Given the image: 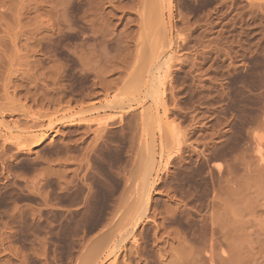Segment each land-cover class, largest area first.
<instances>
[{
	"label": "rangeland",
	"instance_id": "obj_1",
	"mask_svg": "<svg viewBox=\"0 0 264 264\" xmlns=\"http://www.w3.org/2000/svg\"><path fill=\"white\" fill-rule=\"evenodd\" d=\"M263 193L264 0H0V264H264Z\"/></svg>",
	"mask_w": 264,
	"mask_h": 264
},
{
	"label": "crops",
	"instance_id": "obj_2",
	"mask_svg": "<svg viewBox=\"0 0 264 264\" xmlns=\"http://www.w3.org/2000/svg\"><path fill=\"white\" fill-rule=\"evenodd\" d=\"M263 235H264V234H259V233H258V234H257V237L260 238V236H263ZM262 248H264V246H263ZM254 257H255V256H250V258H252V259H253Z\"/></svg>",
	"mask_w": 264,
	"mask_h": 264
},
{
	"label": "bare ground",
	"instance_id": "obj_3",
	"mask_svg": "<svg viewBox=\"0 0 264 264\" xmlns=\"http://www.w3.org/2000/svg\"><path fill=\"white\" fill-rule=\"evenodd\" d=\"M169 1V0H168ZM157 80V79H156ZM154 93H156V92H154ZM154 96V95H153ZM42 140V139H41ZM261 188V187H260ZM263 189V188H262ZM262 189H260V190H262ZM264 194V193H263ZM136 226V225H135Z\"/></svg>",
	"mask_w": 264,
	"mask_h": 264
}]
</instances>
